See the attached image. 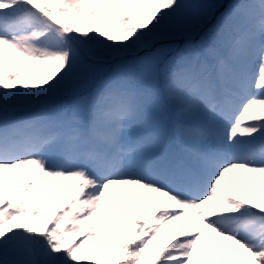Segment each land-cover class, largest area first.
<instances>
[{
    "label": "snow or ice",
    "instance_id": "1",
    "mask_svg": "<svg viewBox=\"0 0 264 264\" xmlns=\"http://www.w3.org/2000/svg\"><path fill=\"white\" fill-rule=\"evenodd\" d=\"M254 106L264 0H0V264H264Z\"/></svg>",
    "mask_w": 264,
    "mask_h": 264
},
{
    "label": "rangeland",
    "instance_id": "2",
    "mask_svg": "<svg viewBox=\"0 0 264 264\" xmlns=\"http://www.w3.org/2000/svg\"><path fill=\"white\" fill-rule=\"evenodd\" d=\"M199 2H202V3H224L226 5L229 2V0H199ZM193 35H196V33H192L189 36H193ZM189 36H182V37L175 38L172 41V47L180 49V50L185 49L186 48L185 43L182 42L181 38L189 37ZM192 42H194V41H192ZM188 50L191 51V49H188ZM172 55H175V53H172ZM4 58L9 59L8 56H5ZM169 59H171V55H169ZM107 70L108 69L106 66H101L99 72L94 73L92 78L94 79L97 75L102 76L105 72H107ZM90 84H91V80L83 82L80 85V87H78L73 93H70V94H67V95L60 97L58 102L64 103V104H69V105L72 104L74 102V100L79 98V96L86 95V90L90 86ZM253 111L264 112V108H261L260 106H254ZM107 226L114 227V225L111 222H109V224Z\"/></svg>",
    "mask_w": 264,
    "mask_h": 264
},
{
    "label": "trees",
    "instance_id": "3",
    "mask_svg": "<svg viewBox=\"0 0 264 264\" xmlns=\"http://www.w3.org/2000/svg\"><path fill=\"white\" fill-rule=\"evenodd\" d=\"M200 36L199 35H193V36H189V37H184L181 38L182 42L185 43V46L187 47L188 45H192L195 44L199 41ZM194 41V42H192Z\"/></svg>",
    "mask_w": 264,
    "mask_h": 264
}]
</instances>
